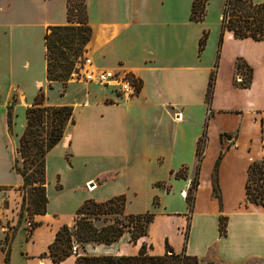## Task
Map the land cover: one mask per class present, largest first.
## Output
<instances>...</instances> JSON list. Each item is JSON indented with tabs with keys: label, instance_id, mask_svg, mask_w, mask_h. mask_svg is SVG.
<instances>
[{
	"label": "crops",
	"instance_id": "0c3cea01",
	"mask_svg": "<svg viewBox=\"0 0 264 264\" xmlns=\"http://www.w3.org/2000/svg\"><path fill=\"white\" fill-rule=\"evenodd\" d=\"M192 2L86 0L91 30L87 56L92 68L123 69L138 79V94L126 99L110 88L72 79L63 96L61 83L47 87L44 35L48 27L67 24L66 0L59 10L56 0H28L22 15L13 0H0V199L8 205L2 224H16L22 201V178L12 167L26 123L25 109L43 91L51 106L72 107L74 120L46 158L47 179L52 158L61 161V171L53 170L52 194L46 187L45 213L31 218L30 236L23 217L10 244L9 264H76L78 255L53 262L49 247L63 226L73 229L80 206L64 212L66 202L57 201V207H50V202L63 194L60 176L78 168L93 172L84 181L95 188L93 201L124 196L125 216L153 215L146 235L135 243L121 237L107 246V255L137 256L144 246L148 255L163 256L168 246L175 255L184 253L206 262L212 256L213 264L254 260L264 264V206L247 203L245 194L248 167L264 158V40L235 38L226 30L219 42L225 0L213 14L208 0L200 22L189 20ZM205 33L207 40L199 51ZM237 63L243 69H237ZM249 69V87H238ZM72 85L80 102H65ZM91 86L103 94L91 98ZM12 99L9 132L7 109ZM221 134L226 135L222 143ZM203 137L204 154L198 163L196 149ZM223 144L229 148L217 168L218 201L212 173ZM195 178L196 189L191 190ZM134 180L142 181L148 192L149 211L130 209L137 196ZM220 216L227 218L222 237ZM5 234L0 232V264H4Z\"/></svg>",
	"mask_w": 264,
	"mask_h": 264
},
{
	"label": "trees",
	"instance_id": "16d2710c",
	"mask_svg": "<svg viewBox=\"0 0 264 264\" xmlns=\"http://www.w3.org/2000/svg\"><path fill=\"white\" fill-rule=\"evenodd\" d=\"M76 2V3H75ZM208 0H193L189 20L200 22L205 16V7ZM79 8L82 14L80 21L73 20V12ZM66 25L52 26L46 29L44 35L46 80L47 87L52 89L55 82L61 83L63 96L66 84L74 70L75 63L82 57L85 47L89 43L91 30L88 26V10L86 0H66ZM76 24V25H75ZM79 24V25H78ZM228 30L235 38L250 37L254 40H264V3L255 4L252 0H225L221 19L220 40L224 32ZM207 40V34H203L199 41L201 51ZM237 69H243L241 63L236 64ZM213 76L210 77L206 93L208 102L212 93ZM251 82V70L242 77L240 88H248ZM45 95L40 91L34 98L30 107L25 109V127L18 139L16 156L13 163V171L22 178V201L18 214L17 224L8 228L10 233L5 234L2 251L4 252V264L10 261V244L14 239L26 211L30 219L43 215L46 210V158L61 141L66 128L74 124L73 108L70 106H45ZM14 100L7 109V126L9 132L12 127V112ZM262 133L264 134V122L261 120ZM226 135L221 134V143ZM205 138H201L197 144L196 155L198 163L203 158ZM228 145H222L219 157L212 173L213 195L220 201L217 183V168L220 159L228 150ZM183 177L182 175H177ZM197 179L191 183V190L196 189ZM246 202L264 206V158L252 163L247 169L245 184ZM190 193L187 201L189 209ZM125 197L118 196L104 202L93 200L85 201L75 212L73 232L63 226L56 234L54 242L49 247V256L53 262H59L70 256L72 237L81 244H98L109 246L117 242L124 233H130V242L135 243L140 237L147 234L153 215L145 213L141 215H129L123 218L127 225L120 224L118 220L97 228L89 219L99 215H124ZM227 218L220 216L218 220L219 236L226 234ZM131 226L128 231L125 227ZM8 227V226H7ZM76 264H213L197 257L187 256L184 253L175 255L166 246L163 256H146L145 247L142 246L137 256H78Z\"/></svg>",
	"mask_w": 264,
	"mask_h": 264
},
{
	"label": "rangeland",
	"instance_id": "374dc122",
	"mask_svg": "<svg viewBox=\"0 0 264 264\" xmlns=\"http://www.w3.org/2000/svg\"><path fill=\"white\" fill-rule=\"evenodd\" d=\"M73 1H75V0H73ZM61 3H62V0H56V5H57L56 7H58V10H59V7H61ZM209 4H210L211 14H213V11H217V9H219L223 5V0H209ZM27 5H28V0H13V7H14V9H16V11L20 15L26 13ZM207 9H209V8H207ZM81 19H82L81 11L79 10V8H77L73 12V20L74 21H80ZM61 91H62V88L59 90V93ZM102 94H103V92L100 91L98 88L91 86V90H90L91 98H94V95H102ZM52 96L54 97L55 94H53ZM53 101H56V97ZM75 101L80 102V97L77 96L76 87L74 85H72L67 91V97L65 99V102L74 103ZM11 102H13V99L11 100ZM44 105L45 106H51V103L49 102V98L47 96L45 98ZM262 117L264 120V115ZM13 119H14V111L12 112V122H13ZM85 147L88 149V144H86ZM59 163H61V161L57 160V158H52V160H50L48 179H47V175H46V185H45V187L48 186L49 194H52V190L54 189L55 182H56V176H55L56 173L54 174L53 170L60 168ZM59 170L61 171V169H59ZM91 175H93L92 171L83 172L79 168L75 171H72V172H68V173L64 172L63 177L60 176V184H62V186L64 187L63 194H62L61 198H59L58 200L55 199V200L51 201L50 207H51V205L56 206V207L59 206L57 201L66 202V204H68L67 207H63V205H62L61 208L64 212H71L75 206H77V207L81 206V204H83L84 201H87V199L92 200V198H93L92 196H96V191L93 192L95 190V188L92 187V188H94L92 190L91 187H89L90 183L87 185H84V181L88 177H90ZM14 181H15V178H13V183H14ZM134 190H135L137 196L134 198V201H133L132 205L130 206V209L133 211H136V212H140V213L149 211L150 210L148 208L149 205L147 204L149 195H148L147 190H145V188H144L143 182L139 181V180H134ZM114 191H116V189ZM89 192H91V193H89ZM3 201L4 202H2V200L0 199V203H3V207L6 210V209H8L7 202H5V200H3ZM78 202H79V205H76V204H78ZM62 210H61V212H62ZM19 211H20V206H19V209L17 212V220H18ZM124 216H125V214L124 215L113 214L111 216L110 215H99V216H91V217H89V219H95V220H91L92 224L95 225L97 228H101L102 226L113 223L114 220H118L120 222V224L127 225L128 221L123 218ZM23 217L30 219V216L27 215L26 211L24 212ZM75 218H76V216H74V220H75ZM2 220H0V232H2V233H7V232L10 233V230H8V228L14 227L17 224V222L15 225H9L8 224V227H7V225L1 223ZM22 222H23V219H22ZM130 228H131V226L128 225L127 227H125V230L128 231V229H130ZM71 231L73 232L74 230L72 229ZM123 236L129 237V240H130V233L129 232L124 233ZM72 242L76 243V245H77L78 256H103V255H107L110 252L109 251L110 248L105 246V245L77 243L74 241V237H72ZM109 246H111V245H109ZM212 253H213V251L211 252V254ZM146 256L150 257V255H148L147 252H146ZM207 262H214V258L211 256V259L207 260ZM258 263H260V261H257V260L249 262V264H258Z\"/></svg>",
	"mask_w": 264,
	"mask_h": 264
},
{
	"label": "built area",
	"instance_id": "2783aa9c",
	"mask_svg": "<svg viewBox=\"0 0 264 264\" xmlns=\"http://www.w3.org/2000/svg\"><path fill=\"white\" fill-rule=\"evenodd\" d=\"M70 79L81 81L85 84H96L110 88L126 99L135 97L140 89L138 79L123 69L106 70L92 68L86 50L83 51L82 57L76 61ZM238 82L240 83L241 80H238ZM4 211V207L0 205V219L4 217ZM24 227L27 231V236H30L34 228V223L31 219H24ZM70 253L71 255H78L77 245L74 242L71 243Z\"/></svg>",
	"mask_w": 264,
	"mask_h": 264
},
{
	"label": "water",
	"instance_id": "95a60500",
	"mask_svg": "<svg viewBox=\"0 0 264 264\" xmlns=\"http://www.w3.org/2000/svg\"><path fill=\"white\" fill-rule=\"evenodd\" d=\"M90 187H91V188L93 187L92 183H90Z\"/></svg>",
	"mask_w": 264,
	"mask_h": 264
}]
</instances>
